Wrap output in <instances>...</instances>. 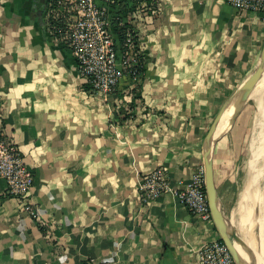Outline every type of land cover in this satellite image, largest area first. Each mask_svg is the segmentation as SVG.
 Returning <instances> with one entry per match:
<instances>
[{"label": "crops", "instance_id": "1", "mask_svg": "<svg viewBox=\"0 0 264 264\" xmlns=\"http://www.w3.org/2000/svg\"><path fill=\"white\" fill-rule=\"evenodd\" d=\"M48 1L0 0L4 131L34 173L29 199L39 210L22 212L0 177V264H200L199 248L221 234L171 194L141 203L140 180L159 168L177 188L213 173L237 262L242 244L244 264H258L259 222L229 212L243 192L234 190L246 149L238 124L249 101L232 122L223 116L262 58L264 21L226 0H153L135 24L142 82L133 89L124 79L104 97L45 27Z\"/></svg>", "mask_w": 264, "mask_h": 264}, {"label": "built area", "instance_id": "2", "mask_svg": "<svg viewBox=\"0 0 264 264\" xmlns=\"http://www.w3.org/2000/svg\"><path fill=\"white\" fill-rule=\"evenodd\" d=\"M134 1L137 3L136 13L155 11L153 0ZM109 3H113L112 0H49L44 10L45 27L52 38L70 49L79 76L92 91L104 97L114 93L124 79H127L130 88L136 89L145 74V47L136 28L126 30L122 47L118 49L112 32L111 14L106 7ZM226 3L239 15L264 21V0H226ZM132 17L133 14L128 13L129 23ZM120 27L125 29V24L121 22ZM0 177L6 183V193L22 203V212L38 216L39 210L29 199L35 183L34 173L26 165L18 146L5 135L2 108ZM168 194L176 197L199 220H212L202 174L194 175L183 188L175 187L163 168L144 175L140 180L139 197L142 204L147 205ZM197 253L200 264H237L231 250L221 240L205 242Z\"/></svg>", "mask_w": 264, "mask_h": 264}, {"label": "bare ground", "instance_id": "3", "mask_svg": "<svg viewBox=\"0 0 264 264\" xmlns=\"http://www.w3.org/2000/svg\"><path fill=\"white\" fill-rule=\"evenodd\" d=\"M259 66H258L259 70L258 71L256 70L257 72L255 71L256 73H254L239 88V91L237 92V94L235 95L233 100L228 105L227 109L225 110L224 116H223L224 124L232 122L235 115H237L239 110L246 104V102L248 100H250V98H253L255 100L256 107H257L256 124H255V130L252 133V135L250 136L251 138H250V142H249V146H248L247 159H246V163H245L246 164L245 167H246V170L248 173V179H247V182L243 188L241 201L239 203V209L241 211H246V214L249 213V211L247 210L248 206H251L250 204L252 203V205H253V203H254V201H252L253 200L252 197L254 195L253 193H254V183H255V182H253L254 181L253 178L256 176L260 179L264 178V56H263V59L261 60ZM255 89H258V92L256 94H254ZM207 146H208V144H207ZM249 172H250V176H249ZM263 190H264V188H263ZM262 192H264V191H262ZM262 195H264V194H262ZM261 197L264 200L263 196H261ZM248 201H250L251 203L250 204L247 203ZM246 204H249V205L247 206ZM255 204H256V202H255ZM262 205L264 206V201H263ZM248 216H249V214H248ZM261 218L263 219L262 222L264 223V210H263V213L261 215ZM261 230H262V235H263L264 234V227L262 228V226H261ZM263 237H264V235H263ZM241 238L243 240V237H241ZM239 243L240 242H238L237 245ZM240 245H242V244H239L238 248L241 250L240 252H242L241 259H242V264H244V258H246L247 255H246V253H244L245 250L242 249V247H244V246H240ZM255 251H257V250H255ZM247 254H249V253H247ZM252 255L250 252V256H252ZM253 256H255V257L257 256L256 262H259L258 264H264V257L261 258V255L259 254V252H257V255L254 254ZM252 257H251V260L252 261L255 260V257H253L254 259ZM249 262H248V264H249ZM245 263H247V262H245ZM251 263H253V262H251ZM254 263H255V261H254Z\"/></svg>", "mask_w": 264, "mask_h": 264}, {"label": "rangeland", "instance_id": "4", "mask_svg": "<svg viewBox=\"0 0 264 264\" xmlns=\"http://www.w3.org/2000/svg\"><path fill=\"white\" fill-rule=\"evenodd\" d=\"M259 65H260V63H259ZM259 67H257V69H256L257 71L259 70L258 69ZM256 72H254V73H256ZM257 92H258V89H255L254 90V94H256ZM248 101H249L248 105H247V107H246V109H245V111L243 113V116L240 118V121H239V124H238L239 127H241L240 129H242L241 135H243V137L245 138V143L244 144L246 146V149H245V152L243 153V156L241 157V159L239 161V165H238V177H237L236 188L234 189V190H236L237 194H239L240 191H243V188H244V186H245V184L247 182V179H248V173H247V170H246V167H245V165H246L245 163H246V159H247L248 146H249V142H250V138H251L250 136L254 132L255 124H256L257 107H256L255 100L253 98H250V100H248ZM249 176H250V172H249ZM253 180H254L253 182H255L254 183V193H253L254 195H253V197L252 196L251 197H252V199H253L252 201H254V203L252 205V203L250 204L249 201L247 202L250 205H252L251 208H249L250 206H248V211H249L248 214H249V217L251 218V221H253V224H252L253 227L255 225L258 226L257 223L259 222L258 224L260 225V227L262 226V228H263L264 227V223L262 222L263 219L261 218V215H262L263 210H264V208H263L264 206L262 205L264 200L262 199L261 196H263V198H264V195H262V194H264V192H262V191H264L263 190V188H264V178L260 179V178H258L256 176V177L253 178ZM231 201H232V196H231ZM233 201H234V199H233ZM233 201H232L231 207L229 209L230 210L229 212L231 214L230 216L232 217V221L233 222H240V221L244 220V218L247 219V215L248 214H245L246 211H241L238 208V201H236V202L234 201V203H233ZM255 202H256V204H255ZM249 204H246V205H249ZM256 221H258V222L256 223ZM246 224H248V226H249V222L248 221H247ZM254 229H256V228H254ZM263 235H262V237H263ZM263 257H264V254L262 253L261 254V258H263Z\"/></svg>", "mask_w": 264, "mask_h": 264}, {"label": "trees", "instance_id": "5", "mask_svg": "<svg viewBox=\"0 0 264 264\" xmlns=\"http://www.w3.org/2000/svg\"><path fill=\"white\" fill-rule=\"evenodd\" d=\"M112 2L113 3L108 4L112 18V32L117 43L118 49L120 50L122 47L126 30L134 29L136 22L139 21L140 18L144 17L146 14L134 12L135 8L137 7V3L134 0H112ZM132 12H134L132 17V22H134V24H132V22L129 23V21L127 20L128 13ZM121 22L125 24V29L120 27Z\"/></svg>", "mask_w": 264, "mask_h": 264}, {"label": "water", "instance_id": "6", "mask_svg": "<svg viewBox=\"0 0 264 264\" xmlns=\"http://www.w3.org/2000/svg\"><path fill=\"white\" fill-rule=\"evenodd\" d=\"M264 56V52H263V55H262V58ZM261 58V59H262ZM261 61V60H260ZM260 63V62H259ZM259 65V64H258ZM258 67V66H257ZM257 69V68H256ZM256 69L254 70V72L256 71ZM253 72V73H254ZM252 76V75H251ZM250 76V77H251ZM249 77V78H250ZM248 78V79H249ZM247 79V80H248ZM248 102V101H247ZM246 102V103H247ZM205 187H206V192H207V195H208V201H209V206H210V210H211V214H212V218L214 220V223L218 229V231L220 232L221 234V238H222V241L229 247V249L231 250L233 256H234V259L236 261V263L238 264L237 262V254H236V249H235V246L232 242V239L230 238V236L226 233L225 229L223 228L221 222H220V219L218 218L217 216V213H216V205H215V200H216V187H215V181H214V177H213V173H209V175H207L206 177V181H205Z\"/></svg>", "mask_w": 264, "mask_h": 264}]
</instances>
